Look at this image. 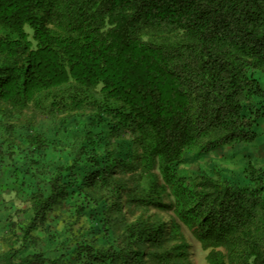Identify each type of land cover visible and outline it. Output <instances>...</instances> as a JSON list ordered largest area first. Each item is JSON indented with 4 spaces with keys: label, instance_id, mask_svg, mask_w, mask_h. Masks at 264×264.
Wrapping results in <instances>:
<instances>
[{
    "label": "trees",
    "instance_id": "obj_1",
    "mask_svg": "<svg viewBox=\"0 0 264 264\" xmlns=\"http://www.w3.org/2000/svg\"><path fill=\"white\" fill-rule=\"evenodd\" d=\"M31 106L106 120L108 136L102 149L90 127L30 195L24 241L77 193L71 227L104 204L100 235L113 239L81 227L67 257L12 243L1 264H195L198 246L208 264H264L263 168L250 162L242 181L178 169L188 151L258 137L264 0H0V108ZM28 141L47 149L41 133Z\"/></svg>",
    "mask_w": 264,
    "mask_h": 264
},
{
    "label": "rangeland",
    "instance_id": "obj_2",
    "mask_svg": "<svg viewBox=\"0 0 264 264\" xmlns=\"http://www.w3.org/2000/svg\"><path fill=\"white\" fill-rule=\"evenodd\" d=\"M89 117L90 114L52 116L46 108L35 106L21 112L0 108V254L9 250L14 243L13 246L16 248H22L21 255L44 252L46 256L52 258L61 255L67 257L75 247L76 237L79 236L77 231L81 227V230H87L90 238L99 235L100 244L113 239V235L104 237L100 235L104 228L101 220L104 204L87 207L85 216H82L81 221L73 228L71 227L76 207L83 200L77 193L72 194L59 211L51 213L48 221L37 231L32 232L33 237L24 241L23 228L33 215L29 197L40 187L47 189V182L51 176L49 172L55 171L59 165L72 163L79 146L82 143L89 144L85 140L91 128L96 132V138L104 149L107 143L108 123L106 120H100L98 124L92 126ZM259 127H262V124ZM37 132L48 140L47 149L39 150L28 141L29 135ZM263 136V133L260 134L252 149L260 148ZM129 138L126 136V139H120L119 154L126 157L133 151ZM250 151L248 144L245 143L208 153L188 151L178 169L187 175L199 171L211 174L219 171L234 181H242L245 179V168L254 161L249 159ZM80 164L78 170L82 172L87 165L86 158H83ZM64 173L70 177L71 172ZM129 216L131 219L134 218L130 214ZM193 252L195 264H208L206 253L200 246L193 249Z\"/></svg>",
    "mask_w": 264,
    "mask_h": 264
},
{
    "label": "crops",
    "instance_id": "obj_3",
    "mask_svg": "<svg viewBox=\"0 0 264 264\" xmlns=\"http://www.w3.org/2000/svg\"><path fill=\"white\" fill-rule=\"evenodd\" d=\"M260 124H262V127H259ZM258 127H257L258 137L254 141L245 143V144H248L249 148L251 149L250 154H249L250 155L249 159L254 160L253 163L257 166H261L264 170V136H263L262 143H260V148L258 147H255L253 149L251 148L252 146L255 145V142L260 138L259 137L260 134L263 133L264 135V118L259 122Z\"/></svg>",
    "mask_w": 264,
    "mask_h": 264
}]
</instances>
